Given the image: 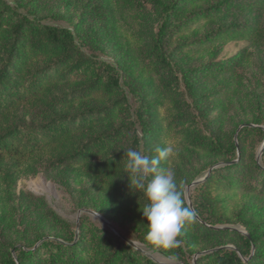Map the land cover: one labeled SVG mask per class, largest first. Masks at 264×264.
<instances>
[{"label": "trees", "instance_id": "16d2710c", "mask_svg": "<svg viewBox=\"0 0 264 264\" xmlns=\"http://www.w3.org/2000/svg\"><path fill=\"white\" fill-rule=\"evenodd\" d=\"M153 3L159 18L147 47L145 73L149 81L146 86L131 79L128 82L130 91L139 99L133 109L124 93L120 68L102 58L98 50L102 49L104 23L113 15L129 13L141 21L142 0H85L81 23L90 19L88 24H92L88 32L80 34L45 22L27 4L19 5L25 9L21 11L8 0H0V179L11 184L24 167H35L44 162L45 156L55 165L80 166L88 176L125 179L126 150L110 151L123 134L130 132L129 148L150 157L155 155V146H164V136L175 135L186 149L221 157L223 164L209 170L196 186L192 208L198 212L197 222L183 230L178 237L180 245L170 250L156 249L182 257V245L193 247L200 238L236 236L238 248L213 245L197 257L196 264H264V226L260 222L248 221L246 234L216 227L226 215L222 210L228 199L238 192L264 196V150L263 163L255 157L247 160L243 154L245 137L251 133L264 137L260 126L264 119H256L254 125L244 124L238 142L234 138L223 142L217 133L207 132L202 125L222 116V96L235 81L248 48L191 68L177 58L182 52L206 57L217 45L230 41L247 40L253 44L261 38L264 46V0ZM231 13L245 17L219 25L204 36L183 39L187 31L202 22ZM67 84L71 86L56 92L59 85ZM212 93L216 95L211 102L216 116H211L212 108L203 101ZM91 98L111 102L91 105L73 114L50 108ZM35 101H41L46 109L42 122H17L15 109ZM119 117L127 123L113 126L111 132L96 128ZM77 132L91 135L76 137ZM239 151L242 156L237 161ZM167 167V161L161 163V168ZM121 187L126 209L147 223L141 210L148 203L144 194L130 186L127 189L124 184ZM186 205L190 206L187 202ZM79 228L78 234L73 228L71 233L43 239L37 245H13L0 254V264H161L133 247L124 235L91 219L82 220Z\"/></svg>", "mask_w": 264, "mask_h": 264}, {"label": "rangeland", "instance_id": "374dc122", "mask_svg": "<svg viewBox=\"0 0 264 264\" xmlns=\"http://www.w3.org/2000/svg\"><path fill=\"white\" fill-rule=\"evenodd\" d=\"M25 11L21 4L34 8L38 16L45 22L73 29L77 34L88 32L90 19L82 24L81 16L85 0H8ZM144 4L141 21L132 14L113 15L103 25L102 49L100 56L115 63L121 71L122 83L128 102L134 109L138 96L130 91L128 82L135 81L139 86H146L148 78L145 68L148 63V42L159 11L153 0H142ZM245 15L231 13L227 16L202 22L185 33L181 38L193 39L204 36L219 25L241 20ZM264 28V11H263ZM180 38V39H181ZM176 43V41L174 42ZM247 46L246 60L237 68L235 81L230 85L227 94L222 96L221 117L212 123L203 122L207 132L217 133L223 142L234 138L238 142V134L244 124H252L256 119H264V46L259 38L250 44L247 40L230 41L217 45L206 57L187 56L182 52L177 58L185 67H194L208 60H220L231 57ZM188 69V68H186ZM71 85H59V90ZM200 92V89L198 90ZM211 92V91H210ZM213 92V91H212ZM216 95L204 97L203 101L212 108ZM110 100L91 98L74 101L71 104L51 105V110L59 113L73 114L91 105H104ZM211 116H216L212 108ZM48 112V111H47ZM47 115L41 101L20 105L14 111L17 122L40 124ZM125 122L118 118L115 122L105 121L97 125V129L111 132L113 126ZM264 129V124H260ZM124 128V126H123ZM129 131V130H127ZM139 131V130H138ZM87 133L77 132L76 137L85 138ZM164 146L173 149V155L167 160V169L175 172L178 189L182 191L186 202L192 207V195L196 186L202 182L209 170L223 164V158L216 157L206 151H190L184 147L181 138L171 135L162 139ZM130 132L122 135L110 151L129 149ZM243 154L248 159L255 157L263 163L264 137L251 133L243 140ZM242 156L241 151L238 153ZM35 167L26 166L9 185L0 179V254L13 245L29 246L39 244L43 239L62 237L75 229L79 232L80 223L91 219L94 223L110 229L133 242L132 246L161 264H196L197 257L213 245L238 248L236 236H217L200 238L193 247L182 245L181 256L164 254L145 240L147 223L137 218L126 209L122 200V184L128 189L129 177L125 179L112 177H92L84 173L80 166L55 165L48 157ZM214 164V165H213ZM125 188V189H126ZM120 193L122 195H120ZM228 199V195L225 196ZM223 221L217 228L232 229L246 234V223L250 220L260 222L264 226V196L258 193L238 192L228 199Z\"/></svg>", "mask_w": 264, "mask_h": 264}, {"label": "clouds", "instance_id": "9594fccd", "mask_svg": "<svg viewBox=\"0 0 264 264\" xmlns=\"http://www.w3.org/2000/svg\"><path fill=\"white\" fill-rule=\"evenodd\" d=\"M149 156L131 148L125 151L124 172L130 187L140 191L148 203L141 208L147 220L145 240L157 249L170 250L180 245L188 226L197 222L198 212L186 205L173 170L161 168L174 153L169 146H155Z\"/></svg>", "mask_w": 264, "mask_h": 264}, {"label": "water", "instance_id": "95a60500", "mask_svg": "<svg viewBox=\"0 0 264 264\" xmlns=\"http://www.w3.org/2000/svg\"><path fill=\"white\" fill-rule=\"evenodd\" d=\"M125 240H126L128 243L133 244V242H132L131 240H128V239H126V238H125Z\"/></svg>", "mask_w": 264, "mask_h": 264}]
</instances>
